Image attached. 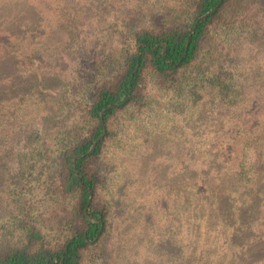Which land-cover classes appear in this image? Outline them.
I'll list each match as a JSON object with an SVG mask.
<instances>
[{"label":"trees","instance_id":"1","mask_svg":"<svg viewBox=\"0 0 264 264\" xmlns=\"http://www.w3.org/2000/svg\"><path fill=\"white\" fill-rule=\"evenodd\" d=\"M241 2L177 0L156 6L146 0L124 5L110 0L102 9L98 0H69L59 10L58 34L49 44L45 36L53 23L37 16H50V0H0V185L10 175L21 176L29 186L50 190L67 212L56 234L45 229L32 208L25 211L17 234L0 239V264H244L257 246L245 255L232 251V240L243 235L252 246L264 244L257 222L246 225L235 212L227 214L235 221H216L223 216L219 206L235 210L233 204L251 192L246 206L256 208L261 195L255 178L260 162L249 158L250 148H240L239 139L218 141L212 174L197 173L194 221H162L166 227L156 235L154 223L115 225L111 196L123 165H105L111 146L122 145L121 133L146 123L153 108H161L158 95L168 97L170 108L177 98L197 102L202 86L234 96L240 66L219 64L216 52L222 49L209 38L230 24ZM107 12L111 18L101 23ZM61 36L68 53L60 46V62L45 69L51 44ZM67 54L80 56L78 71L73 60L61 66ZM254 210L248 216L256 215ZM100 248L98 259L90 255Z\"/></svg>","mask_w":264,"mask_h":264},{"label":"rangeland","instance_id":"2","mask_svg":"<svg viewBox=\"0 0 264 264\" xmlns=\"http://www.w3.org/2000/svg\"><path fill=\"white\" fill-rule=\"evenodd\" d=\"M125 1L128 0H118L119 5H124ZM161 1L177 0H146L147 4L152 3L156 6ZM109 2L110 0H98L102 9L106 8ZM51 3L53 10L49 17L46 12H44L46 15L37 16L47 24L53 23L52 30L48 29V36H45L49 38V44L53 35L58 34L54 23L58 20L59 10L65 9L69 0H50ZM62 3L64 6L58 9L57 7ZM84 12L87 10H83L82 15ZM95 12L97 13V10ZM110 15L108 12L104 13L100 22H104L108 17L111 18ZM118 16L119 14L116 13L114 18ZM230 19V24L226 28H219V33L213 31L209 39L212 45L214 43L216 48L222 49L216 52V56L219 57L216 61L219 64L240 66L232 87L234 96L225 97L217 89L202 86L199 87L200 92L196 95L197 102L194 101L193 104L191 101L189 104L182 101V98H177L172 104L174 108H170L166 103L168 97L158 95L161 108H153L154 113L147 117L146 123L121 133L119 140L122 145L115 144L108 151L105 158L106 167L111 166L113 161H116V166L118 161L123 165L122 176L117 175L118 177L115 178L118 187L111 196L115 225L122 221H142L150 225L154 223L159 225L157 226L159 228L152 226L154 232H151L156 235L157 230L166 227L165 224L160 225L162 221L167 223L194 221L197 173L203 170L212 174L211 164L214 160L212 152L218 141L231 143L239 139L240 148L244 146L250 148L247 154L252 156L249 158H256L260 162L255 178L261 185L258 189L261 195H258L256 208L252 206L249 209L246 206L248 195L253 196L251 192H248L247 196L244 194L233 204L235 210L223 209L224 204L219 206L218 209L225 218L221 216L216 221H235L234 218L227 217L229 212H235L236 218L242 217L240 221H244V224L249 226L260 224L264 229V166L260 167L261 163H264V0L263 3L259 0H242L238 10L232 11ZM38 29L42 31L43 27ZM101 30L104 32L105 29ZM39 36L40 40H36L38 43L42 41L41 34ZM61 38L62 36L56 38L51 44L52 54L49 60L42 64L45 69L51 70L60 62L58 61L61 54L60 46L63 52L68 53ZM71 60L75 61L73 70L78 71L77 64L81 61L79 55L67 54L62 57L61 66H67ZM40 61L42 63L41 59ZM2 171L4 169L0 165V172ZM25 181L26 179L22 180L21 176L10 175L1 182L0 239H10L17 234L22 223L18 220L30 208L47 231L52 233L56 231L57 234L63 228L60 227L63 220L59 221L65 218L67 213L63 209V203L58 207L54 198L49 195L50 190L36 189L25 184ZM30 182H33L32 178ZM18 183L20 185L14 187ZM254 209L257 210V214L248 216L251 215L250 210ZM170 227L174 225L170 224ZM249 230L251 232V229ZM49 235L53 237V234ZM185 235L186 233H183L182 237ZM247 235L249 236L250 233ZM260 238L258 236L255 239L264 240V237ZM250 239L243 235L236 236L232 240V251L246 255L247 250L257 246L245 258L244 264H264V244L261 242V245L252 246ZM105 246L103 244V250ZM102 248L93 251L90 255L98 259Z\"/></svg>","mask_w":264,"mask_h":264},{"label":"water","instance_id":"3","mask_svg":"<svg viewBox=\"0 0 264 264\" xmlns=\"http://www.w3.org/2000/svg\"><path fill=\"white\" fill-rule=\"evenodd\" d=\"M191 35V34H190ZM188 44H189V40L187 41V45L186 46H188ZM103 136V134L101 135V137ZM95 144H96V141H95V143L92 145V147H91V149L89 150V152H91L93 149H94V146H95ZM90 199H91V196H90ZM89 199V200H90ZM61 264H62V261H61Z\"/></svg>","mask_w":264,"mask_h":264}]
</instances>
